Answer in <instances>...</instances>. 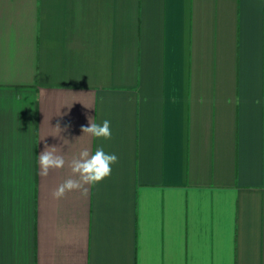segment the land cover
Wrapping results in <instances>:
<instances>
[{"label":"crops","instance_id":"0c3cea01","mask_svg":"<svg viewBox=\"0 0 264 264\" xmlns=\"http://www.w3.org/2000/svg\"><path fill=\"white\" fill-rule=\"evenodd\" d=\"M0 264H264V0H0Z\"/></svg>","mask_w":264,"mask_h":264},{"label":"clouds","instance_id":"9594fccd","mask_svg":"<svg viewBox=\"0 0 264 264\" xmlns=\"http://www.w3.org/2000/svg\"><path fill=\"white\" fill-rule=\"evenodd\" d=\"M256 103L259 104L260 101L257 100ZM53 128L55 134L52 136L58 137L64 145L70 144L68 139L60 135L67 126L62 129L57 124ZM81 131L82 136H89L96 140L107 141L112 137L111 122L107 119L97 123L95 118H89V126H82ZM118 159L115 153H106L103 144L97 146L94 151L83 147L70 159H66L59 147L45 144L44 150L39 155V174L46 178L50 171L60 170L67 166L70 169V175L52 192V198L62 200L73 192L79 193L81 197H87L90 187H94L111 176L112 166L118 163Z\"/></svg>","mask_w":264,"mask_h":264}]
</instances>
